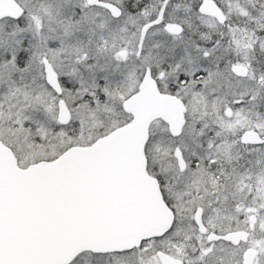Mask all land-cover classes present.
Here are the masks:
<instances>
[{
	"label": "snow or ice",
	"instance_id": "1",
	"mask_svg": "<svg viewBox=\"0 0 264 264\" xmlns=\"http://www.w3.org/2000/svg\"><path fill=\"white\" fill-rule=\"evenodd\" d=\"M0 264H264V0H0Z\"/></svg>",
	"mask_w": 264,
	"mask_h": 264
}]
</instances>
